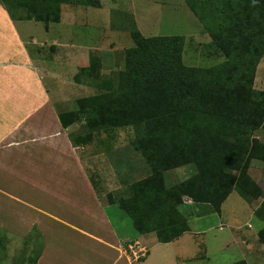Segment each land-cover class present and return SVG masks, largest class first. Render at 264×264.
Segmentation results:
<instances>
[{"label": "trees", "instance_id": "obj_1", "mask_svg": "<svg viewBox=\"0 0 264 264\" xmlns=\"http://www.w3.org/2000/svg\"><path fill=\"white\" fill-rule=\"evenodd\" d=\"M65 3L100 7V0H0L10 19L42 22L46 29L60 21ZM184 3L224 57L221 62L188 66L182 59L184 36H144L128 20L133 44L123 50L122 69L105 76L99 56L91 55L73 79L83 78L100 92L77 98L74 109L57 114L65 129L81 124L67 133L74 146H85L97 131L137 130L131 145L149 172L130 183L125 195L105 197L130 217L138 234L154 232L161 243L186 232L188 216L220 213L232 191L249 201L261 199L253 214L264 222V190L248 174L252 160L264 162V90L254 87L264 55V0ZM185 165L194 173L166 185L164 172ZM184 197L192 201L190 215ZM257 235L264 244V225ZM3 239L0 233V249ZM24 240L25 250L35 251L30 264H36L43 248L39 229L33 226Z\"/></svg>", "mask_w": 264, "mask_h": 264}, {"label": "crops", "instance_id": "obj_2", "mask_svg": "<svg viewBox=\"0 0 264 264\" xmlns=\"http://www.w3.org/2000/svg\"><path fill=\"white\" fill-rule=\"evenodd\" d=\"M131 9L129 13L139 29L134 14L138 6ZM84 13L75 8L65 14L62 4L60 21L54 22L60 27L46 44L50 38L39 41L29 25L33 20H12L0 5V229L9 227L11 232L28 233L36 226L43 238L36 264H143L149 257L150 247L161 242L154 232L137 233L131 238L114 226L107 212L110 203L105 194L98 193L86 170L84 146L72 144L67 134L70 127L63 128L57 116L74 109L75 100L83 97L79 96L81 86L91 85L83 78L79 83L73 79L81 67L89 64V57L99 56L102 73L104 58H110L114 51L110 46L108 49L92 47L91 42L74 44L76 37H80L77 26L85 24L77 19H82ZM120 23L113 30L117 34L123 20ZM51 24L47 29L43 24L46 33ZM263 60L264 55L254 78V87L258 90H264V75L261 81L258 76ZM82 90L84 96L97 93L87 94ZM234 193L221 204L220 216L223 217L225 202ZM259 202L257 199L249 203L251 214ZM185 206L190 208V203ZM194 211L198 208L194 207ZM189 219L188 216L186 232L171 242L161 243L171 247V253L165 247L159 264L202 258L199 252H190L189 246L172 247L187 233L205 237L214 227L209 225L201 231H192ZM259 222L255 229L251 221H220L219 230H227L221 247L232 246L231 249L241 253L239 260L247 264H264V244L257 235L264 222ZM134 241L146 245L148 253L141 261L131 263L125 250ZM211 241L205 240V252Z\"/></svg>", "mask_w": 264, "mask_h": 264}, {"label": "rangeland", "instance_id": "obj_3", "mask_svg": "<svg viewBox=\"0 0 264 264\" xmlns=\"http://www.w3.org/2000/svg\"><path fill=\"white\" fill-rule=\"evenodd\" d=\"M137 1L116 0L115 2V0H103L101 7L69 3L63 4L65 14H70L75 8L76 10L85 12V15H82V19H77V22L85 24L80 23L77 26V33L80 37H76L78 39L73 41L74 44L88 45L91 42L92 44L90 43V46L92 47L98 48L102 46L108 49L110 46L114 49L110 54V58H104V64L102 65L103 75L111 77L117 75V72L123 67V50L133 44L128 34L129 32H127L128 30L125 28V21L134 19L129 13L132 10V6L135 9L138 6L134 14L139 29L145 36L182 35L185 37L182 59L186 65L209 67L224 59L209 44L210 38L208 34L203 30L193 14L191 12L189 13V9L184 4V0ZM130 5L131 8H129ZM115 9L120 10L116 11ZM120 14L121 16L118 17ZM121 20L124 22L120 27L121 31L117 34L113 30L120 26ZM29 25L30 27L32 26L39 41L50 38L46 44L51 42L53 34L60 27L59 24L52 23L49 33H46L43 24L40 22L32 21ZM94 53L98 54V51ZM263 75L264 60L258 73L260 81ZM89 86L81 87L87 94L100 92L93 84ZM82 89L80 91L81 94L76 93V96H84ZM80 125H72L67 133L77 132ZM136 132L137 130L131 126L114 128L107 131H97L93 134L92 140L84 146L83 156L86 162V170L90 174L94 182V187L99 194L111 193L113 198H117L127 193V188L130 183L147 176L149 170L147 167H144V158L131 145V142L136 138ZM193 173L194 167L185 165L165 171L163 178L165 184L170 186L186 180ZM248 174L256 182L258 181L257 183L264 190V162L252 160L249 164ZM232 196L236 198H231ZM232 196L225 202L223 210L224 218L215 212H203L189 216V225L192 231H201L209 225H213L214 227L208 231L205 237L203 234H192L191 236L187 233L184 238L175 242L172 246L173 249L185 245L189 246L190 252H199L198 254L200 256L203 255L202 258H194L189 261L178 259L175 264H230L242 258L240 252L231 249L232 246L228 248L221 247V241L224 240L227 230H219V223L220 221H251V225L255 226L256 229L260 220L250 213L249 203L252 201L241 197L237 192ZM186 208L188 209L189 207ZM182 211H184L183 207ZM107 212L116 228L122 230L128 236H132L131 238L138 235L132 226L130 217L117 205L110 204ZM0 233L5 236V239L2 241V245L4 246L0 249V264H30L29 258L35 255V251L30 252V246H28V251L25 250L26 241L24 240V236L29 232L16 233L11 232L9 227H4L0 229ZM210 239L212 241L208 242L207 252H205V240ZM165 247L164 244L156 242L154 246L150 247L149 257L143 264H152V257H154L153 264H159L160 255L164 253L163 249ZM170 248L167 246L166 251L171 253ZM138 261H141V259Z\"/></svg>", "mask_w": 264, "mask_h": 264}, {"label": "built area", "instance_id": "obj_4", "mask_svg": "<svg viewBox=\"0 0 264 264\" xmlns=\"http://www.w3.org/2000/svg\"><path fill=\"white\" fill-rule=\"evenodd\" d=\"M183 202L185 204L191 203V199L188 197L183 198ZM148 248L146 245L140 243L139 241H134L129 243L126 247L125 254L129 260V262L133 263L138 261L139 259H143L147 256Z\"/></svg>", "mask_w": 264, "mask_h": 264}]
</instances>
